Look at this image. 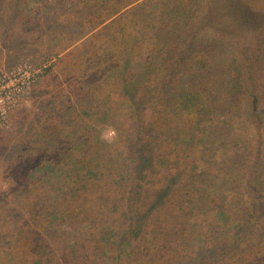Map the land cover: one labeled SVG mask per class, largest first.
<instances>
[{"label":"rangeland","instance_id":"rangeland-1","mask_svg":"<svg viewBox=\"0 0 264 264\" xmlns=\"http://www.w3.org/2000/svg\"><path fill=\"white\" fill-rule=\"evenodd\" d=\"M103 1L106 4L109 3V0ZM141 2L139 0L134 4L139 5L143 11L144 6ZM97 5L96 0H0V78L3 79L0 82L1 264H5L4 257L10 258L14 264H36V261L41 257L30 249L33 244L36 248H41L38 250L39 252H46L49 264H64L66 259L69 261L73 259V253H83L87 248H93L96 238H98L97 242L102 243L101 250L94 249L89 253L95 257L96 252H99L95 257L96 264H161V259L167 260L170 264L177 260L183 261L181 264H189V261L194 258L199 261L202 259L201 263L197 261L198 263L195 264H223L224 262L232 264V257L235 255L232 252L233 248H224L218 243V240L222 238V228H224L223 234L228 235L230 240L232 236L229 235V230L233 228L223 227V223L215 222L219 227L210 226L213 232H210V235L207 236L209 238H205L201 243L199 237L205 236L203 232H207L204 226L207 220L205 216L202 217L200 214L188 217L190 220L188 224L193 227L197 236L184 240L187 245L186 255L181 250V254H177L173 259V252L170 251L171 260L162 257L164 254L158 252H165L158 249L161 246V240L167 244L173 243V232L167 231L173 226V216L170 215V223L165 228L160 215L161 207L151 205L144 209L140 208L137 212L139 217L136 220L129 217L117 221L114 218L115 215L126 216L123 208L129 200V194L122 193L119 194L118 198H115L114 193H111L114 199L110 202V206L114 207V210H119L115 215L114 210H102L99 207L97 214L90 217L89 220L76 219L69 223L68 219L61 214L63 201L58 194L60 190L62 192L67 188L69 181L66 172L70 169L66 163L74 160L78 148L73 145L72 154L64 156L61 148L53 146L54 143L50 140L48 145H43L45 138L34 139V137H38L37 132L42 127L46 128L39 122L45 117H51L49 105L52 102L48 104L49 101L47 100L56 104L55 101L66 98V96H72L71 101L74 106L87 107L94 112L99 109L100 104L108 101L109 97L113 101L118 100L115 95L116 85L109 86L107 89H104L100 84L98 85L102 80L100 76L105 74L101 70V61L105 57L111 56H109L111 51L104 49L107 44V36L112 35L110 31L103 34L104 43L102 47L86 52L87 58L92 61L97 59V62H100L97 68H91L86 64V66H79L73 71L74 67L68 66L66 73L69 75L67 78H63L60 71L61 67L57 64L58 58L73 47L79 46L83 39L90 35V28L83 29L80 27L84 24L80 20L82 13L94 18L93 21L88 19L90 20L89 23L94 22V20L98 21L107 15L108 11H102V8H98ZM132 5L128 8L130 9ZM242 6L248 7L247 13L242 12ZM145 9L151 10L149 7H145ZM188 11L197 21L196 26H198L192 37L190 35L191 41L197 46L196 51L203 52V55L193 54L192 59H189V62L192 60L194 71L202 76L203 72L210 68L208 63L210 61L214 66L224 65L223 68L233 62L239 69L243 70L240 79L242 91L241 96L240 92L238 96L245 99L252 94H246L245 90L247 88L246 83L252 80L253 83H256L255 88L258 91V80L264 77V0H190ZM143 13L136 11L132 17L129 16L126 18L128 20L124 21L125 24L123 25L127 29L124 36L130 33L127 38L134 39L130 40V47L128 45L127 48L122 44H115L114 49L118 50L116 54L127 53V49L131 48L130 53L136 62L135 65L139 67L154 64L158 68L156 69L157 74L173 78L172 75L168 74V69H160L159 56L151 57L158 52V45H156L151 34L156 35L157 32L166 34L167 32L154 23L150 27H145L147 23ZM115 27L121 28L122 24ZM174 43L175 37H173ZM173 47L175 46L173 45ZM211 52L218 54V57L207 59V55L204 54ZM221 52L225 54L221 56ZM255 54H260L263 57L262 64L257 67V55ZM69 63H73V60ZM198 64H204L203 67L201 66L202 69L197 68ZM248 66H252V72L249 71ZM19 68L28 70V73L23 75L18 71ZM119 68L124 70V65L121 63ZM27 76L30 78L27 79ZM56 77H61L59 85L66 90V95L59 90L56 81H53ZM191 77L195 84L201 82V78ZM208 78L214 80L215 84L220 79L223 84L227 81L228 76L224 69V71L220 70L219 72L210 71ZM96 83L98 88H101L100 91H97L98 88L87 87V84L93 86ZM185 88H189V86L185 85ZM118 91L120 99H126L127 88ZM220 91L222 92V90ZM254 95L259 96L257 106L258 110L263 113L264 90H260ZM77 97L81 98L78 99ZM240 109L241 116L247 119L250 108L246 106L244 100ZM78 111L80 110L78 109ZM92 111H88L87 114L81 113L84 120L92 121L95 131L92 143L89 142L88 146L98 148L101 145L104 149L102 151L111 149L110 153L128 152L129 141L122 142L118 139V143L108 144L99 138L100 129L108 125L98 122ZM235 117L239 124L240 120L236 115ZM79 119L77 117L76 120ZM218 121L215 120L213 123L217 124ZM50 126L52 127L51 124ZM161 126V129L156 130L157 135L155 141L152 142V148L149 146L151 149L150 160L143 165V178L145 181L147 177L148 180L150 179L149 190L164 189L167 196L172 194L174 196L179 183L183 181V177H172L171 186L166 190L165 170L167 167L173 168V161L181 160L180 156L173 155V150L178 149L176 148L177 143L184 138V134L181 137L179 134L175 135L174 123H166ZM71 127H75L74 131L77 129V133H83L82 126H73L72 124ZM244 132L249 133V130L245 129ZM25 134H28L29 138ZM67 139L65 136L63 141L65 142ZM186 146L187 140L182 142V147L186 148ZM23 155L26 156L24 158L25 165L24 168L20 169L26 170L25 174L19 168H15V161L17 163L19 157ZM104 158L120 161V165L126 167L129 162L127 157L124 160L122 157L105 155ZM56 164L60 165L61 169ZM126 170L115 166L102 170V177L94 178L87 184L88 190L95 194L89 192L92 193V197H87V199L84 196L86 199L85 207H81L87 208L90 207L89 204L98 203L101 200L98 196L105 192L97 187L103 182L114 185L117 178L122 173L125 174ZM158 171L161 172L158 174ZM170 172L173 174V169H170ZM19 174L22 177L24 175L25 185L34 194L30 195L29 190L24 188V183L17 179ZM73 176L75 177V174ZM62 187L64 189H61ZM103 189L107 190L106 187ZM23 196L25 198H22ZM41 196L45 198L43 207L54 212L53 214L48 215L49 212L44 211L43 208H40L43 215L40 214L38 206ZM159 200L163 203L164 197L160 196ZM19 207L21 210L15 213ZM185 214L186 212L177 210V215L180 217H184ZM260 215H264V213ZM30 217L32 219L28 220ZM19 230L23 231L24 235H20ZM176 243L179 245L178 240ZM247 244H250L249 239H247ZM73 249L76 251L72 252ZM262 249H264V245L260 248L250 246L246 250H251L247 257L250 260L258 258L260 261H264V257L261 258L264 255ZM165 250L168 251L166 248ZM200 251L203 252V255L200 254ZM250 260L245 264H251Z\"/></svg>","mask_w":264,"mask_h":264},{"label":"trees","instance_id":"trees-1","mask_svg":"<svg viewBox=\"0 0 264 264\" xmlns=\"http://www.w3.org/2000/svg\"><path fill=\"white\" fill-rule=\"evenodd\" d=\"M96 1L98 8H102V11H108L107 15L98 21L94 20V22L89 23L94 18L82 13L80 20L84 24L80 27L83 29L90 28V35L83 39L79 46L73 47L58 58L57 64L61 67L60 71L63 78H67L69 75L66 73L68 66L74 67L73 71L79 66H86V64L91 68H97L100 62H97V59L92 61L87 58L86 52L102 47L104 43L102 36L110 31L112 35L107 36V44L104 49L111 51V54L109 53L111 56L105 57L101 61V70L105 74L100 76L102 80L98 85H102L104 89L116 85L115 95L118 100L113 101L109 97L108 101L100 104L99 109L95 112L87 107L74 106L71 101L72 96H66V98L55 101L56 104L47 100L49 101L48 104L52 102L49 105L51 117H45L39 122L46 128L42 127L37 132L38 137H34V139L45 138L43 145H48L50 140L54 143L53 146L61 148L64 156L72 154L73 145L78 148L74 160L66 163L70 169L66 172L69 181L67 188L62 187L61 189L64 190L61 192L57 186L60 190L58 195L63 201L61 214L68 219L69 223L76 219L89 220L90 217L97 214L99 207L102 210H114V207L110 206V202L114 199L111 193H114L115 198H118L119 194L126 193L129 194V200L123 208L126 216L115 215L119 211L115 209L113 213L117 221L129 217L136 220L139 217L138 210L151 205L161 207L160 215L165 228L170 223V215L173 216V226L167 230L173 232V243L167 244L165 241H160L161 246L158 249L165 252L157 251L164 254L162 257L171 260L172 256L169 254L171 251L174 259V256L181 254V250L186 255L187 245L184 240L197 236L193 227L188 224L190 221L188 217L200 214L202 217H206L207 222L204 226L207 232L202 231L205 236H200L199 241L202 243L205 238H209L207 236L213 232L210 226L218 228V224L223 223V227L226 226L230 229L232 227L233 229L229 230V235L232 236L230 240L228 235L223 234L224 228H222V238L218 240V243L226 249L233 248L232 252L235 255L232 257V264H245L250 260L247 255L251 253V250H246L250 246L260 248L264 245L261 244L264 242V215H260L264 213V112L258 110L257 100L259 96L254 95L258 91L264 90V77L258 80V91H256V83H253V80L246 83V94H252L241 99L238 93L240 92L241 96L240 79L243 70L239 69L233 62L223 68L224 65L214 66L210 61L208 62L210 68L205 70L202 76L194 71L192 60L189 62V59H192L193 54L203 55V52L196 51L197 46L190 38V35L192 37L194 30L198 27L196 26L197 21L188 11L190 0H140L144 6V13L139 5L134 4L139 0H109L107 4L103 0ZM130 5L132 6L129 9ZM145 7H149L151 10H146ZM241 10L243 13H247L249 9L242 6ZM136 11H141L145 16L144 19L147 23L145 27L155 24L167 32L166 34L159 32L156 35L151 34L156 45H158L157 54L151 57L159 56L160 69H168V74L172 75L173 78L157 74L156 69L158 68L154 64L139 67L135 65L136 62L130 53L131 48L127 49V53L116 54L118 50L114 49L115 44H122L127 48L128 45L130 47V40L134 39L127 38L130 33L124 36L127 29L123 24H125V20H128L126 18L132 17ZM123 12L127 13L124 15ZM121 24V28L115 27ZM173 37H175L174 44ZM224 54L221 52V56ZM204 55H207V59L218 57V54L213 52ZM72 60L73 63H69ZM262 61L263 57L260 54L257 55L256 67L261 65ZM121 63L124 65V70L119 68ZM204 64H198L197 68L202 69L201 66L203 67ZM248 68L252 72V66H248ZM224 69L228 79L223 84L220 79L215 84L214 80L208 78L210 71L219 72L220 70L224 71ZM191 76L201 78V82L195 84L192 82ZM61 77H56L53 81H56L58 84L56 86L66 95V90L59 85ZM90 85L87 84V87L95 89L99 87L97 83L93 86ZM185 85H188L189 88H185ZM221 85L223 86L221 87ZM126 88V99H120L118 90ZM100 90L101 88H98L97 91ZM77 98L80 99L81 97ZM254 98L255 100H252ZM243 100L246 106L250 108L247 119L241 116L240 106ZM88 111L95 114L98 122L114 126L118 132L116 142L118 143V139L122 142L129 141V151L110 153L111 149L107 150L108 152L102 151L104 149L101 145L98 148L89 147V142L92 143L95 131L92 121L87 122L81 115V113L87 114ZM234 113L240 120L239 124ZM77 117L80 119L76 120ZM215 120H219L217 124L213 123ZM166 123H174L175 135L179 134L181 137L184 134V138L177 143L176 148L178 149L173 150V155L180 156L181 160L173 161V168L167 167L165 170L166 190L171 186L172 177H183V181L179 183L174 196L173 194L167 196L164 189L149 190L150 179L148 180L147 177L145 181L142 170L145 162L148 163L150 160L151 149L149 146L152 148V142L156 139V130L161 129V125ZM72 124L73 126H82L83 133H77V129L74 131L75 127H71ZM245 129H248L249 133L244 132ZM25 136L29 138L28 134ZM65 136L68 139L64 142ZM186 140L187 146L183 148L182 142ZM105 155L122 157L124 160L127 157L128 165L127 167L120 165V161L109 160V158L106 160ZM24 158H26L25 155L20 156L17 163L15 161V168H24ZM56 165L61 169L60 165ZM112 166L127 170L125 174L122 173L117 178L114 185L103 182L97 187L105 192L98 196L101 199L98 203L89 204L90 207L87 208L81 207H85L87 197H92L93 192L88 190L87 184L94 178L102 177V170ZM170 169H173V174H171ZM20 170L25 174L26 170ZM160 172L158 171V174ZM17 179L24 183V188L29 190L30 195L34 194L25 185L24 175L22 177L19 174ZM261 186L262 188H260ZM104 187L107 190L103 189ZM160 196L164 197L163 203L159 200ZM44 203L45 198L41 196L38 206L40 214L43 215L40 208L48 211V215L53 214L54 212L43 207ZM20 210L21 207L16 209L15 213ZM177 210L186 212L185 216L177 215ZM81 212L84 214L80 215ZM31 219L32 217L28 218V220ZM5 231L7 232V230ZM18 233L24 235L21 230ZM97 239H95L96 243L93 248H87L83 253H73V259L71 261L66 259L64 264H96L95 257L99 252H96L95 257L89 253L94 249L101 250L102 243L97 242ZM247 239L250 240V244H247ZM177 240L179 245L176 243ZM30 249L39 254L41 259L43 257L42 260L39 258L36 264L42 262L49 264L46 252L38 251L41 248H36L33 244ZM76 249L71 251L75 252ZM200 254L203 255V252L200 251ZM4 259L5 264H14L10 258L4 257ZM161 260V264H170L167 260ZM197 261L199 260L194 258L189 261V264L198 263ZM201 262L202 259L199 263ZM181 263H183L181 260L173 262V264ZM250 263L264 264V261L255 258L250 260ZM223 264L227 263L224 262Z\"/></svg>","mask_w":264,"mask_h":264},{"label":"clouds","instance_id":"clouds-1","mask_svg":"<svg viewBox=\"0 0 264 264\" xmlns=\"http://www.w3.org/2000/svg\"><path fill=\"white\" fill-rule=\"evenodd\" d=\"M99 138L108 144H114L118 138L117 129L112 125L105 126L100 129Z\"/></svg>","mask_w":264,"mask_h":264},{"label":"built area","instance_id":"built-area-1","mask_svg":"<svg viewBox=\"0 0 264 264\" xmlns=\"http://www.w3.org/2000/svg\"><path fill=\"white\" fill-rule=\"evenodd\" d=\"M18 71H20L21 73H23V75H25V74L28 73V70H26V69H22V68H19ZM20 72H18V73H20ZM29 78H30V77L27 76V79H29ZM2 80H3V79L0 78V82H1ZM0 100H1V99H0Z\"/></svg>","mask_w":264,"mask_h":264}]
</instances>
